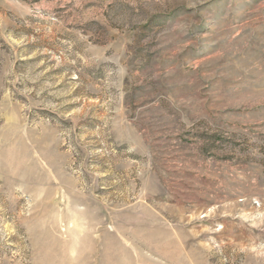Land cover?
Instances as JSON below:
<instances>
[{"label":"rangeland","instance_id":"1","mask_svg":"<svg viewBox=\"0 0 264 264\" xmlns=\"http://www.w3.org/2000/svg\"><path fill=\"white\" fill-rule=\"evenodd\" d=\"M0 264H264V0H0Z\"/></svg>","mask_w":264,"mask_h":264}]
</instances>
